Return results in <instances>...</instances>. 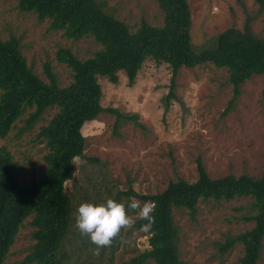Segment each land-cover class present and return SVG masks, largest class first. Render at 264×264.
Returning <instances> with one entry per match:
<instances>
[{
	"label": "rangeland",
	"instance_id": "374dc122",
	"mask_svg": "<svg viewBox=\"0 0 264 264\" xmlns=\"http://www.w3.org/2000/svg\"><path fill=\"white\" fill-rule=\"evenodd\" d=\"M96 1L131 31L142 20L154 26L163 24V11L157 0ZM188 4L191 45L196 52L214 47L217 35L224 30H242L245 24L256 37L264 39V8L260 10L254 0H188ZM12 35L19 39L32 71L48 81L47 64L60 86L72 80L71 69L56 60L60 48H69L84 59L101 47L91 36L67 39L62 31L49 29V20L39 21L35 14L21 12L17 0H1L0 38ZM228 76L226 68L210 62L181 67L175 78L174 97L169 100L166 95L171 68L150 58L143 62L131 84L123 71L118 72L117 83L103 76L98 78L100 104L116 109L121 116L104 111L82 125L84 155L74 159L76 169L64 184L72 199L70 231L60 247L67 262L130 264V258L149 248L148 230L138 225L136 213L129 211L135 224L122 230L111 247L94 255L95 246L75 227L82 203L99 204L111 198L127 206L135 198L143 206L137 196L160 192L177 178L196 180L198 159L211 178L229 173L258 177L264 173V75L246 79L236 97ZM56 111L57 108H47L30 129L24 130L26 112L6 138L0 137V146H6L20 166L22 183L45 174L47 148L37 133ZM130 189L137 196L125 194ZM254 214L250 197L201 201L193 217L188 209L174 207L181 264H238L243 254L240 242L224 254L219 253L216 243L251 229L254 222L247 217ZM30 220L31 217L25 220L2 264H16L29 251L34 243ZM257 264H264V247Z\"/></svg>",
	"mask_w": 264,
	"mask_h": 264
},
{
	"label": "trees",
	"instance_id": "16d2710c",
	"mask_svg": "<svg viewBox=\"0 0 264 264\" xmlns=\"http://www.w3.org/2000/svg\"><path fill=\"white\" fill-rule=\"evenodd\" d=\"M157 1L163 11V24L154 26L142 20L131 31L123 21L105 12L96 0H17L21 12L33 13L39 21L49 20V29L60 30L71 40L91 36L101 47L84 59L69 48H60L56 60L72 71L71 82L60 86L47 64L48 81L32 71L16 36L0 38V137L6 138L26 112L24 130L30 129L47 108H57L37 133L47 148L46 171L40 179L22 183L20 166L8 148L0 146V264L28 217L34 243L16 264H75L64 259L60 247L70 231L72 217V199L64 184L76 169L74 159L84 155L85 137L81 128L104 111L114 113L117 118L121 116L116 109L100 104V76L117 83L118 72L123 71L131 84L146 59L166 63L171 68L166 95L169 100L174 97L175 78L181 67L210 62L226 68L235 97L246 79L264 75V39L256 37L248 24L242 30L233 27L224 30L217 35L214 47L196 52L191 45L188 0ZM254 1L260 10L264 8V0ZM262 94L264 97V89ZM15 135L18 137L20 130ZM197 172V179L192 182L177 178L169 181L162 191L146 197L137 196L131 189L125 192L139 197L142 203L151 201L156 205L155 223L147 231L149 248L130 258V264L149 260L153 264H181L173 208H186L193 217L201 201L240 197L252 199L255 214L247 219L254 225L217 242L216 246L224 254L240 242L243 254L238 264L258 263L264 247V173L258 177L229 173L211 178L200 159ZM136 222L148 223L141 219Z\"/></svg>",
	"mask_w": 264,
	"mask_h": 264
},
{
	"label": "clouds",
	"instance_id": "9594fccd",
	"mask_svg": "<svg viewBox=\"0 0 264 264\" xmlns=\"http://www.w3.org/2000/svg\"><path fill=\"white\" fill-rule=\"evenodd\" d=\"M131 201L127 206L111 198L99 204L87 202L80 204L75 227L95 246L94 255L99 256L101 249L111 247L122 230H127L135 224L129 211L135 212L139 219L148 221L144 225V230H148L155 223L154 202L146 201L141 206L135 198H131Z\"/></svg>",
	"mask_w": 264,
	"mask_h": 264
}]
</instances>
